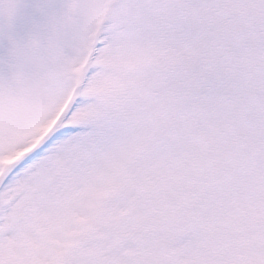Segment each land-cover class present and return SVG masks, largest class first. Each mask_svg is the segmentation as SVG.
Segmentation results:
<instances>
[{
	"label": "snow or ice",
	"instance_id": "obj_1",
	"mask_svg": "<svg viewBox=\"0 0 264 264\" xmlns=\"http://www.w3.org/2000/svg\"><path fill=\"white\" fill-rule=\"evenodd\" d=\"M36 34L0 75V264H264V0H66Z\"/></svg>",
	"mask_w": 264,
	"mask_h": 264
},
{
	"label": "rangeland",
	"instance_id": "obj_2",
	"mask_svg": "<svg viewBox=\"0 0 264 264\" xmlns=\"http://www.w3.org/2000/svg\"><path fill=\"white\" fill-rule=\"evenodd\" d=\"M37 1L45 4L44 0H19L18 10H17V11H19V13H17V17L19 19V22H21V23L26 22L27 12L24 13L22 11L27 6H28L27 10H28L29 7H36ZM21 18H23V19L20 20ZM33 18L42 19V21L40 22V24L42 26L45 23V19L48 18V14H47V17H46V14L42 15V13H36ZM33 18L29 15L30 22L28 23L27 26L30 29L33 28V24L31 22V20ZM13 24L14 23L12 21L11 26L8 27L4 23V26L6 28L5 29L2 28L3 32H2V30H0V37L3 35L0 38V45H1L0 48H2V50L0 51V75H4V74H8L9 73V64H10V57L9 56H10V48L12 47V41L22 42V41H24L25 39H27L29 37V33L31 32L29 30H22V31L20 30V31H18L19 29L14 28ZM30 25H31V27H30ZM25 26L26 25H24V28H25ZM32 31H36V30L34 29ZM38 31H42V30L37 29V32ZM6 61L8 62L7 64H6Z\"/></svg>",
	"mask_w": 264,
	"mask_h": 264
},
{
	"label": "clouds",
	"instance_id": "obj_3",
	"mask_svg": "<svg viewBox=\"0 0 264 264\" xmlns=\"http://www.w3.org/2000/svg\"><path fill=\"white\" fill-rule=\"evenodd\" d=\"M13 2V0H0V20H2L7 25V15L6 9L9 6V3ZM15 2L19 3V0H15ZM23 45L25 48L30 50H35L36 48L47 49V44L43 41L37 34H33L25 39Z\"/></svg>",
	"mask_w": 264,
	"mask_h": 264
}]
</instances>
